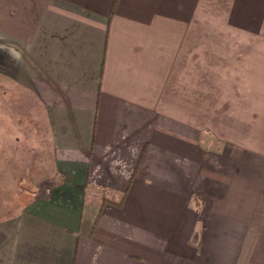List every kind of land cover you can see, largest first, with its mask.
<instances>
[{
    "label": "crops",
    "instance_id": "1",
    "mask_svg": "<svg viewBox=\"0 0 264 264\" xmlns=\"http://www.w3.org/2000/svg\"><path fill=\"white\" fill-rule=\"evenodd\" d=\"M2 96L0 264H264V0H0Z\"/></svg>",
    "mask_w": 264,
    "mask_h": 264
},
{
    "label": "rangeland",
    "instance_id": "2",
    "mask_svg": "<svg viewBox=\"0 0 264 264\" xmlns=\"http://www.w3.org/2000/svg\"><path fill=\"white\" fill-rule=\"evenodd\" d=\"M3 94V93H2ZM2 98L4 101L8 100L7 96H2L0 97ZM2 126V119H0V127ZM23 143H25L23 141ZM29 146H27L29 149L32 148L34 149L35 148V145L33 144V142L31 143H28ZM0 154H5V149L0 151ZM0 155V157H1ZM15 166H17V160L16 157H14V159H12ZM21 169V168H20ZM22 170V169H21ZM20 170V171H21ZM24 172V171H22ZM28 175H26L27 177H21L19 179V186L17 188V191L15 194H12V193H9L7 192L6 193V189L9 187L8 186V178L6 177L7 175V172L5 169H1L0 168V213L1 211H3V209H5V205L8 204V202H6L7 198H9V200L12 201V205H9L10 207L8 209H10L11 211L15 210L16 208V205L17 206H22L26 200H27V197L30 196L29 194V182L28 180H30V174L31 172L30 171H26ZM9 178H11V176L9 175ZM8 190V189H7ZM9 193V194H8ZM86 212V211H85ZM84 212V213H85ZM90 214V213H89ZM89 214H87V212L85 213V215L83 216V222H82V227H81V231H80V237H84L85 236V228H86V225L88 224V221H89Z\"/></svg>",
    "mask_w": 264,
    "mask_h": 264
},
{
    "label": "trees",
    "instance_id": "3",
    "mask_svg": "<svg viewBox=\"0 0 264 264\" xmlns=\"http://www.w3.org/2000/svg\"><path fill=\"white\" fill-rule=\"evenodd\" d=\"M143 155H144V153H142V155H141L140 158H139V161H138L137 167H136V169H135V172H136L137 169H138V166H139V164H140V162H141V160H142V158H143ZM125 195H126V193H124V194L121 196V198L119 199V201H117V202H113V201L108 200L107 198H103V199H102V206H103L104 204H113V205H115V206H117V207L120 208V207L123 205V203H124ZM97 218H98V216H97ZM95 224H96V222L94 223V225H95Z\"/></svg>",
    "mask_w": 264,
    "mask_h": 264
}]
</instances>
